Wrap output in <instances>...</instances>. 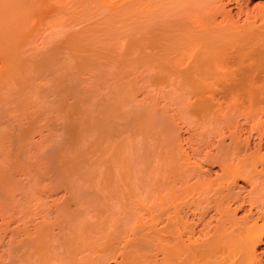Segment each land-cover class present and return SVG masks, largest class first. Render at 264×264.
Returning a JSON list of instances; mask_svg holds the SVG:
<instances>
[{
	"label": "bare ground",
	"instance_id": "bare-ground-1",
	"mask_svg": "<svg viewBox=\"0 0 264 264\" xmlns=\"http://www.w3.org/2000/svg\"><path fill=\"white\" fill-rule=\"evenodd\" d=\"M231 1L232 0H0V136H3L2 133L6 134L5 136L0 137V146L2 147L1 149L4 150L3 151L0 149V158L1 156L3 157V155H5L3 157V159H5L4 162L7 161L10 165L15 164L14 161H17L16 163L17 166H19L18 163L23 162L21 160H20L21 162L18 161V159H20L18 155L20 157L22 156V154L26 155V153L29 150V147L31 146L29 144L32 142V138L29 135V133L30 131L31 133L34 132L32 130L33 127H30L31 124L30 121L31 120L33 121L36 115L34 116L32 115V112L30 113V110H32L30 109V107L32 108L33 106L35 109L38 110V111L36 110L37 114H40L39 113L40 109H38L40 106L36 107V105L37 104L38 105L42 104V106L43 104L45 105V101H46L45 95L47 93H50L49 90H50V85L52 83L55 84V85L53 84L55 88L52 85L55 90L53 89L54 91H51L52 93L51 96L55 94L57 97H55L54 95L55 98H52L51 101L53 102L54 99L58 98V100L56 99L55 101V103L56 102L58 103H56L57 104L56 108L52 103L51 107H54L55 109L51 108L52 111L53 110L54 111L53 112L51 110L50 111L54 113L55 115L54 117H57V120L54 121L56 122L61 120L62 119L61 117H63L64 120V116H63L64 114H62V112L64 110L67 111L66 110L67 108L65 107H68L66 101H65L66 102L65 105L60 104L59 101V98L62 96L61 93L65 91V88L63 87L65 84L67 85V82L65 83V81L71 83V80L73 79L71 77H74L75 80L73 79L72 81L74 82L75 85V81L78 82L79 79L80 80L78 83L81 82L82 84H85L83 78L91 79L95 84V85L93 84L92 89L94 88L93 91L96 92L95 95L93 96L95 102L93 107L91 105L92 107L91 111L89 112L90 106H88L90 105L89 104L91 101L90 99H89L90 101L89 100L87 101L89 102L87 104L89 109H87L86 102L81 104L78 101L81 104V107L76 106L74 102H73L74 106L73 105L71 106L73 107L72 109L73 113L75 111L77 113L78 107L82 108L84 104L85 107L83 106L82 109L84 110L86 109V112L87 113L89 112L91 116L90 117L84 110L83 112L86 114V115L84 114L85 116L82 115L81 113L79 114V112L77 113L81 116V118L79 119H81L82 121L83 119L85 121L86 118L87 119L86 122H87L89 118V121L87 122L89 124L86 123L85 124L88 125V127L90 126L89 128H91L94 134L93 137L94 139L89 138V140H87V137H89L90 135H88L89 133L87 134V131H84V128L86 126L83 124H82L83 126L80 125V122L82 123V121L79 120L80 122L78 124L80 125L81 129H83L84 134H80L82 131L80 130V127L78 125L79 128H77V131L79 132L81 131L80 133L78 132V136L79 134L81 136L83 135V137L88 135L85 140H84L85 137L84 138L82 137L83 139H81L80 141L81 145L79 146H82V144L84 143L83 147L86 148L87 142L89 144L91 139V146L90 144L87 145L89 149L90 147L92 148L94 147L95 148L94 152L93 149H90L92 151H88V152H86V150L83 151H85L87 154L91 152L90 156L96 153L97 157L96 155L95 157L97 159L91 157V161L93 162L91 163L90 161L89 163V161L86 159L90 160V158L89 157L87 158V155L85 156V154L82 153L83 152L82 150H81L82 154L77 153L78 151L77 149L76 152L71 150L73 153L69 152L70 153L69 155L72 154L73 156H69V158L71 157L70 159L74 160L73 159L74 156L75 159L77 156V158L79 157L78 161L77 160H76L77 162L74 161L75 163L74 162L72 163L71 161L70 162V164L72 163L71 166H69L70 164H67L68 167L66 166L67 168H65L64 167L65 164H64L63 167L65 168V170L70 168L68 169L67 172L69 174L70 173L76 174L75 175L76 178H74V174L73 176L71 175L69 176L67 172L65 173L66 175L65 174L63 175L64 177L68 176L66 177V179L70 178L69 180H65V181L70 182L73 177L75 179L74 182H76L77 181L76 179H78L77 174L80 173L79 170H81V168L85 166V164L83 166L82 163L87 164L88 161L89 164H93V165L96 164L95 167L97 168H94V170H92L93 172L90 171L92 172L91 173L92 175H90V177L92 176L94 180L93 178H90V180L88 181V182L93 181L90 183L94 185L93 187L95 188V190H93L94 188L91 186V184H90V188H92L93 192H97L96 188L98 187L97 188L99 192V193L97 192L98 195L102 194L103 192L104 194H102L101 196L106 198L108 201L109 199L113 201L114 206L112 205V207L117 206L116 207L117 209L108 208L109 207L108 205L110 203L106 199H104V201L106 200L104 203L106 202L109 203L107 204V207H105L104 204L97 206V204H100V201H103V199L102 198L99 199L96 193L95 194L96 198L99 199L100 201L96 199L97 201H99L96 204L95 203L96 200H94L95 202L92 201L93 199L90 201L87 200L88 203L87 201L86 203L88 205L86 203L85 204L88 206V208L87 206H85L84 207L85 210H84L82 208L84 206L83 205L84 198L82 199V202H80L79 199H81V195H77L79 189H77L76 191L74 190L73 192L74 194L71 195L69 194L70 197L68 196V198H70V200L73 199L72 201L74 202L72 203L75 204L76 208L78 206L81 207L80 209H77L78 213L79 211L81 212L83 210L85 214L82 212V215L84 214L85 215L84 219L88 218V220L87 219L84 220L83 219L84 216H83L82 220L86 221L83 222L81 220V217L72 218V214H70L71 215L70 216L69 213L68 214L65 213L67 217L69 216L67 222H65L66 216L65 215H64L65 217L63 216L65 220L63 219V217H61V215H63L64 213V212L62 213V211H64L62 209L61 215L60 214L58 215V213L56 212L58 218H55V221L51 220L54 221L53 223L56 226L54 224L53 226H51L50 224L49 225L46 224L47 227L51 226L50 228L49 227L47 228V231L51 229V231L49 230L50 231L48 235L49 237L47 235L46 236L43 235L45 223L42 224L38 222L39 225L36 224L38 227L40 226L38 228L36 225H34L35 223L34 222L33 225L35 227L33 226L32 227L34 228V230L38 228L36 232L35 231L31 232L30 230H28L27 226L25 225H27L29 220L32 221V218L26 220L30 214V212L29 213L27 212L28 213L27 217L20 218L21 220L22 219L26 220V222L22 220L26 224L24 223L22 224L24 227H22L21 230L24 229V232L23 234L21 232V234L23 235L22 237L24 239H25V235L28 234L26 235L27 236L26 239L28 237L32 238L33 240L31 241L34 243V245L32 244L31 241L29 242H31L32 245L29 244V242L26 239L25 242H28V244H24L22 242L24 241V239L22 238V241H19V244H17L16 246H19L20 248L22 247V249L28 247L27 248L28 252L26 251V253L30 254L29 251H31V254H33L32 256L36 254L32 258L34 259V261L35 258H37L36 260H38L42 256L43 243L42 245L40 243L42 240L47 242L50 239L48 241L49 242L48 244L49 245L52 244V246L56 245V242H58L59 240L61 241L62 237L59 240H57L59 237L58 238L56 237L55 239V235L57 234L53 233L52 227L55 226V228L58 229L57 226L58 223H60L61 225H59L58 232L62 231L61 234H63L64 230H60L61 229L60 227H62V223L64 222L66 224L67 223L72 224L71 221L73 220L74 222V219H76L77 221L76 220L75 221L79 223L76 222L73 223L72 224L74 225L73 227L70 224H68L67 227V225L63 223V227H66L69 230L67 231L66 229V232L67 233L69 232L71 234L68 235L67 233H65V235L67 234L66 235L67 237L62 239V243H64L67 247L65 248L66 250L64 251H67L69 249H74L76 251V254L78 255L74 253H69L71 256L73 254L75 256H79V254H81L83 251H86L89 252L90 256L83 259L81 258V256H79V260H78L77 257L73 258L74 257L73 255L72 256L73 260L72 259L69 260L68 263L66 261V258L70 259L69 255L67 254L63 255L64 251L63 252L61 251L62 253L59 251V253L58 252L56 253L58 254V256L60 254V256L62 255L63 257H66L61 259L59 258L61 261L63 259V261L60 264H63L64 262L65 264L66 262L68 264H99V261H102V259L104 260L102 263H104L106 260L104 259L106 258L105 256L111 253V257H112L113 256L112 253L115 250L114 245L116 243L119 244L122 240L124 241V243L122 244L120 243L121 244L120 246H122L123 248V246L125 245V247L124 249H119V251L121 250L122 256L124 252L125 258L124 256L123 258L125 259V261H127V264H264V256H263L264 255V248H263L264 247V141H263L264 138L262 137V135H264L263 134L264 120H260V117L264 112V10L262 11L261 9H259L258 12L252 15L250 14V15H246L245 18L239 17L236 19L232 15L231 10L226 9V4L231 3ZM67 70L68 71L71 70V71L68 72ZM67 76L71 78V80L63 79V77H67ZM51 79L54 82L48 83V80L50 82ZM62 79L64 80L65 84L61 83L63 82ZM145 80H149V81L151 80L152 82L154 81V83L157 84L161 82L169 85L170 83V85L171 84L173 85V89H176L175 90L176 92L180 91L195 99L194 101H190L186 105V110L188 108V114H191L192 116H195L197 118L196 121L198 122L196 124L202 123V125L203 124L207 125L206 127L207 130H205L206 129L205 128L204 130L200 131L199 134L197 133H195L196 135L192 134L193 136L189 140H187V142L189 141L188 143H190V145L189 144L187 145L186 143L185 144L189 147L191 146L193 155L194 156L198 155V158H201L200 160H202V162L205 161V159L206 160L208 159L212 164V162L215 161H211V160H217L215 163L218 162L217 165L219 164L221 173L220 176L218 177L216 176L217 177L216 179L214 178L215 180L210 178L209 179L204 178L205 175L201 174L202 173L201 171L203 169L201 168L202 166H200L199 163H197L196 161L195 163L191 161L190 160L191 156H189V152H187L188 153L187 154L186 151H184L186 150L183 148L184 146L182 147L183 144L180 145L181 142L179 140L180 138L179 135L175 136V134L179 132L180 128L179 130H177L178 132H176V129L175 131L172 130L174 129L173 121H176L173 120L175 116L172 119L173 121L171 119L169 120V118L170 117L172 118V116H169L168 119H166L169 121V123H171L170 121H172V125L168 124V121L164 119L161 120L160 124H158L157 119H154L155 117L153 118L151 117V119L146 120V118H144V116L140 113L141 110L137 106H136V108L138 109L137 112L136 109H133L134 111L128 110V112H125L127 111V109L124 110L125 104L127 103L129 105V104H133L132 102L135 103V101L131 99L132 98L131 95L135 96L136 94L130 89L132 87L129 86L128 88L127 85L129 84L128 82H134L135 84V82L137 83V81H145ZM124 81L125 84L122 83ZM46 84L49 86L48 89L45 88ZM74 85L72 86L75 87ZM103 85L105 87V90L103 89L104 88ZM105 85L108 87L107 91H106L107 87ZM82 87H85V85L81 86V88H79L78 86L79 89H82ZM137 87H134V91L140 93V91L143 88L144 89L146 88V85L145 87H143V85L138 87L140 89L138 91H137ZM158 87L160 86L158 85ZM42 88H44L45 91ZM66 88L68 89L69 87ZM147 89H146L147 93L150 92L149 89L148 90ZM42 90L44 92L47 91V93L45 94ZM60 90L62 92H60ZM73 90L75 91V89ZM83 90L87 91L86 87ZM162 90L164 91L165 89ZM82 91H80L81 95L86 92V91L85 92ZM131 91L134 94H132ZM142 91L144 92V90ZM97 92L99 95H102L100 96L102 98L104 96L106 97L105 93L107 94L109 92L108 94L110 97L109 99L104 97L105 98V99L103 98L104 101L108 99L105 102L100 101L103 99L99 97ZM103 92H104V96H103ZM67 93L68 91L66 90L65 94L67 95V97L65 98L68 99V97H70L76 100L74 97L69 96V95H73L74 93L73 94L72 93L67 94ZM147 93L145 94L147 95ZM80 94H79L80 97H82L83 95H85V97L83 96V98L88 97V92H86V94H83L82 96ZM136 96L135 98L137 99ZM154 97H156V95H154ZM181 97H179V99ZM65 98L63 97L62 99ZM130 99L132 100L131 103L127 101ZM187 99H189V97H187ZM217 99L218 100L222 99L221 103L217 104L218 101ZM181 100L183 99L181 98ZM211 100H213L216 104H214L213 101L211 102ZM142 103L144 104L145 101H143ZM148 103L151 105V103L153 102L150 103L148 99ZM183 104L184 103H182L181 105L182 107L184 106ZM61 105L63 106L61 107ZM150 105H148L146 110L151 114L154 113L156 110L154 108V103L152 106ZM94 106L100 108L99 112L95 109ZM125 107L128 108V106ZM180 108L181 107H179V109ZM60 109H62L63 111L60 112ZM183 109L185 108L183 107ZM68 110L70 111L71 109H69L68 107ZM166 110L168 109H165V111ZM65 111L63 113H65ZM117 111L118 113H116ZM132 111L135 112L136 114L135 116L132 114ZM174 111H176V109ZM179 111H178V115L180 113ZM35 112L33 114H35ZM94 112L95 115H93ZM96 112L98 114H96ZM186 112L182 114H187ZM43 113H45V111ZM76 113H74V115H76ZM126 113H129L127 114L128 119H125L124 117ZM58 114H61L62 116L61 115L59 116ZM67 114L70 115L71 112L67 111ZM131 114L134 117L131 116ZM174 114H176V112ZM27 116H31V118L32 116L34 117L33 119L28 120L29 117ZM82 116L85 118H83ZM121 116H123L124 118H121ZM154 116H157V114ZM119 118L121 120H119ZM184 118L185 117H183V120L187 121V119ZM239 118H241V120L243 119L242 121H244L243 122L244 124L242 122H239ZM39 119L40 121L38 120V118L35 119L37 120L36 123H38L36 125L38 126L41 125L40 127H43L44 130V126H42V123L47 119L46 120L44 119L43 122L41 121V118ZM66 119H67L66 122L68 123L67 127L70 126L67 128V130L71 131V127H72L71 122H75L74 121L75 119L74 120L71 119L72 120V121L70 120L71 122L68 120V117ZM122 120H125L123 121L125 122V124H127L126 121L130 122L129 124H131L133 128H131V125L130 126L125 125L122 122ZM76 121H78V119ZM111 121H114L115 123L117 122L113 128L114 133H116L115 131H117L115 129L119 128V130L125 135L127 132L129 135L130 132L129 135L130 139L135 138L137 136H139V138L141 139L142 138L141 134L148 137V140L146 142H148L149 139L151 142L149 146L145 147L144 145V147L146 148L144 150L147 149L150 151L153 150L152 153L155 154L154 155L155 157L153 156V154L151 155L147 154L150 152L148 150L146 152L147 155L145 156L144 154L145 151H142L143 150L142 149L143 147L141 146L142 144L139 143L138 141L136 143L140 145H134L136 143H134L135 141L133 142V139L132 142H130L131 140L128 141L129 140L127 138L128 135H126V138H123L121 141L120 139L121 132L119 130H118L119 132H117L118 135L117 133L115 135H113L114 133L112 134L114 137L113 138L111 133L109 132V130L112 128V124L110 123ZM120 121H121L120 124L123 123V125H125L124 126L126 127L125 130L127 129L126 133L123 132L124 130L123 126L117 125ZM40 122L42 123L40 124ZM33 123L35 124V122ZM65 123H63V125ZM43 124L45 126L47 125L45 124V122ZM63 125L61 127H63ZM248 125H252L250 126L251 129H254L256 126L258 129V125L259 128L262 129L261 132L259 131L260 129L258 130L259 139H257L258 142L254 144L253 152H251L253 150L252 148L253 145L251 140L252 139L251 137L253 135L252 134L253 130L251 129L249 130ZM57 126H60L59 123ZM8 127L10 131L13 130L12 133H14V131L17 130L18 134L17 132H15L14 134H12L11 132L7 133L9 132L8 130L6 132V129H8ZM128 127L130 128L128 129ZM74 128L75 127L73 126L72 130H74ZM60 129L61 128H59V130ZM62 129H66V126L65 128ZM130 129H134L133 130L134 132L137 131L138 133L137 132L135 133L137 135H135L133 131H130ZM156 129L159 130L158 137H160L159 135L161 134L169 142L170 141L174 142V140L178 139L175 141L176 147L178 146V148H174V146L173 147L170 146L171 143L173 145L175 144L173 142H170L169 145L165 143V149L163 148L164 152H162L157 147V145L158 144L160 145L161 142L157 143L156 141L155 144V142H152L153 140H155L153 138V135H150ZM200 129H202V127H200ZM71 132L69 133L71 134ZM73 132L72 134L76 133V131L74 133ZM38 133H40L39 134L40 136L41 132L39 131ZM244 133L247 134V137L245 139L242 138ZM34 134H36V132H34L33 135ZM198 135L200 139L203 140L202 142L206 146H208L209 143L211 144L214 143L213 142L214 140L211 142L210 140L208 141L207 140L208 137L210 138L216 135H220L218 138L219 139L221 138V140L218 141L217 146H215L217 149L214 154L213 152L209 151L210 148H208L209 149L208 150L203 147L205 150H208L205 152L206 154L203 153L201 150H199V148L202 147H200V144H198L199 143V141H197ZM61 137L63 138V135ZM40 138H42V136L39 137V139ZM227 138L229 140V143L226 142ZM109 139L117 143L113 144V141L110 142ZM116 139L117 140L120 139L119 141L122 145L118 144L119 141H117ZM41 140H39V142ZM66 140H68V138ZM159 141L163 142V140L161 139ZM24 142L26 143L27 146L29 145L26 153H24L25 151H23L26 149L23 146ZM101 142L102 144H105L106 148L104 147L103 149V147H100L102 146V144H99ZM255 142L256 140L254 141V143ZM6 143L9 144L8 145L9 147L10 144H13V146L14 145L17 146L15 147V149L17 148V152H15L16 154H18V155L15 154L17 156V159H15L16 158L15 155H13V157L10 156L12 155V152H10L9 153L10 155H8L10 149H8ZM39 144L37 142L38 148H40ZM44 144L46 145V143ZM92 144L95 146H92ZM154 145L156 146V148H154L155 147ZM5 146L7 147L8 152L5 150L6 149ZM13 146H11V148H13ZM134 146H137L138 149H136L137 147ZM139 146H141L142 148ZM151 146L156 150H154ZM31 147H30V155L31 154L33 155V153H31L32 152L31 149L35 150L37 148H31ZM83 147H81V149ZM19 150L23 151V153L21 152L18 153ZM157 150L161 152L160 156L159 154H156L158 152ZM55 152H56V148H55ZM200 152L203 153V155ZM37 154L38 153L36 152V154L34 155L35 158L37 156L39 157V154L38 155ZM43 154L45 156V153ZM76 154H78L79 156ZM6 155L12 157L11 160L14 161L12 162H10L11 160L8 161L7 159L9 158L6 159V157H8ZM148 155L150 157L153 156L154 158L153 157L148 158L147 157ZM81 156L82 158L86 157V159H84L83 161ZM156 157L157 159L158 158L160 159L161 157V161L158 159L159 161L157 163ZM24 158L26 159L27 157ZM152 158L154 161H152ZM55 159H57V157ZM79 159L81 161H79ZM149 159H151L150 161L153 163L152 165L151 162L148 161ZM94 160L97 162H95ZM31 161H33V159ZM147 161L150 163H147ZM53 163L55 162L53 161ZM62 163H66V162H62ZM76 163L78 164V166H76L78 170L75 169L76 168L75 165H77ZM5 164L9 165L7 163ZM55 164L57 165V163ZM58 164H60L61 166V163L58 162ZM10 165L7 166L9 167L7 168L8 170L7 169L5 170L3 168L4 172L1 171V173L6 175H4L5 177H3V174L0 173V178H1L0 180L4 178L5 179L9 178L8 180H5L6 182L10 180L7 184H9L12 180L13 182H11V184L13 183L12 185H15L16 184L14 180L16 177L15 173H17V175L19 176L20 175L19 172L22 171L21 168L23 166H20V168L19 167L15 168V166L12 165L14 167L11 170V172L14 170V168L15 170L18 171L15 172L14 170L12 173L8 174L7 172L10 171V168L12 167V166L10 167ZM32 165L36 167L37 163L35 164L32 163ZM25 166L26 165H24V168ZM91 166L92 165H89L90 169H93L92 167L94 166L92 167ZM34 167L30 165V167L28 166L27 169H23V172L21 173L25 174L29 172L28 173V175L30 174L29 177H34L35 175V177L37 178L38 174L43 173L42 175H45L46 172L50 170V168L48 167L49 170L47 169L48 171L45 170L46 172H44L43 171L45 169L44 167V169L40 168L43 169L42 170L43 172H41L40 170L38 172L37 170L38 168L36 167L37 169L35 170ZM57 167L58 166H56V169L59 168ZM31 168L35 170L34 172L36 171L37 172L36 173L33 172L32 174ZM86 169L81 171L85 172ZM24 170H27V172H25ZM52 170L54 169L52 168ZM62 170L64 169L62 168ZM74 170H76L77 172L76 171L74 172ZM88 171L89 170H87V172ZM51 172L54 173V171ZM42 175L40 177H42ZM87 176L89 177V175ZM87 176L85 177L86 179ZM94 176L95 177L97 176L98 179L99 177H101L100 179H102V181H100V183L99 182L97 183L98 180ZM119 176L121 181L118 178ZM36 178L35 179L31 178L34 180H31V183L29 182L28 183L29 185L25 187V189L26 190L28 189V191L22 189L23 191L24 190L25 191L24 192L21 191L23 193V196H21L22 193L18 195V197H20L18 198L19 200L17 199L18 203H21L22 199L23 200L26 199L25 196L30 198L31 196H33V195L30 196V194L37 193V192L34 193V190L35 191L40 190L38 186H35L36 181L39 184V180L38 178L36 180ZM50 179H52V177ZM103 179L105 180L104 182ZM115 179H117V181ZM28 180L29 178L26 177V182ZM190 180L193 183H189ZM238 180H244V182L247 181V183L248 182L251 183L252 188L251 191H249L250 193L246 195H241L242 190L241 191L236 190V185L239 184V183L237 184ZM2 181L3 184L6 183L4 180ZM94 181L98 185L105 183L103 184L105 188L102 185L99 186L96 185ZM49 182H51V180ZM77 182H76L77 185L74 184L75 186L83 184V181H81V184H78L80 183V181L78 183ZM84 182H86V180ZM86 184L87 182L85 183V185ZM32 185H34V187L35 188L37 187L38 189L37 190L33 189L34 187ZM122 185L126 189L122 187ZM1 186L2 185H0V188L3 192L4 190H7V189H2L4 185L2 187ZM28 186L29 187L31 186L30 188L32 191L29 190V188H27ZM47 187H49L50 191H52L50 186H46V188ZM100 187H103L104 190L103 191L100 190L102 189ZM119 187L120 188L122 187L121 188L122 191H120ZM44 188L45 187H43L42 189ZM54 188L56 187L54 186ZM86 188L88 189L89 187ZM11 189H13V191ZM11 189L4 192V194H6V197L3 195V193L0 196H2V198L4 197L5 199H7V197L9 198L13 192L15 195L16 191H18L16 187H13ZM47 189L45 190L47 191ZM105 189L107 193L104 192ZM19 190H21L20 187ZM8 191L11 192L8 193ZM30 191L31 193H28ZM72 191L73 190H69V193H72ZM39 193L41 195V192H38V194ZM105 193L109 194V196L105 195ZM75 194L77 196H74ZM78 194H80V192ZM14 195L12 194V196ZM12 196L10 199L14 200L15 197H13L14 198L13 199ZM4 198L2 199V201L5 200ZM70 200L69 199L67 200L69 207L71 206V203H69L71 202ZM77 201L80 204L82 203V205H78V204L76 205V203H78ZM4 202L6 203L0 204L2 208H3L2 205H4L3 208L4 211L3 210L2 211L11 212L13 210L12 208H11L12 210L10 209V211H6V210L12 207V203L9 204L8 208L5 210L8 204L6 200ZM89 203L90 204L92 203L91 206L94 205L95 209L94 207L89 206ZM32 204L28 206L31 207ZM68 204H63V206L65 207L64 209L71 211L70 209H67ZM28 206H26L24 209L21 206L19 209L28 211L27 208ZM63 206H59L58 209H61L60 207L63 208ZM246 206L249 207L247 210L245 209ZM30 207L29 209H32ZM56 207L54 208L56 209ZM89 207L91 209H94V211L96 210V207H98V209L100 207L99 209L100 212L97 211V213L99 212V214L102 215L104 214V216H106L105 214H107L106 219L105 217L102 220L96 218V220L99 221L95 222V225H93L94 221L93 224H90V222L92 223L90 219L93 218L94 216L90 217L91 213L89 214V212L92 211L93 213V210H91ZM108 209H110L111 211ZM22 210L20 212L25 216L26 213L25 211L23 213ZM86 210L87 212L89 210L88 212L89 216H87L88 214ZM34 211L31 212L34 214ZM45 211L46 210H44V212ZM112 211H114L115 215H111ZM211 211L214 212L212 215L210 214ZM240 211H245V212L244 214H242V216L238 217L240 215L239 213ZM12 212L13 213L15 212L16 214L18 213L17 210H13ZM12 212L9 214L14 216L15 213L13 214ZM79 214H80L79 216H82L81 213ZM120 214H122L123 216ZM116 215L117 217H115ZM13 216L10 217V215H8L7 217H9V220L13 218V220L11 221H14L15 217ZM113 216L115 218H112ZM1 218H3V216H1ZM40 221H42V219ZM44 221L45 220H43L42 222ZM56 221L59 222L57 223ZM76 224H78V227L80 229L77 226L75 227ZM81 225L88 226L89 228L87 229L84 226L81 227ZM70 226L73 228V230L70 228ZM96 229L99 230L97 231ZM5 230H7L8 232V229ZM38 231L40 234L42 233L43 236L42 235L40 236ZM96 232L100 234H96ZM30 233L31 236L29 235ZM34 235L39 238V240H36L37 244L34 240L35 239ZM73 235L76 240L73 239ZM42 237L45 238L47 237V238L42 239ZM30 238H28V240H30ZM102 240H104L105 242L103 243L102 249L99 250L97 244L99 243L101 245L100 242H102ZM67 241H69L68 245L66 243ZM73 241H76V243H74ZM21 243H23V245L26 246H22ZM35 245H37V248ZM16 246L15 248H17ZM69 246L71 248H69ZM38 247L39 248L41 247L42 249V250L40 249L41 255H39L40 250ZM115 247H117V245H115ZM15 248L12 247L10 249H13V252L15 253L19 252L18 249L14 250ZM47 248L48 247H46V250ZM79 248L82 251L76 250ZM22 249L19 250H21L22 252ZM59 249H62V247L57 248V250ZM33 250H35L38 254ZM55 250L56 249H54V252ZM52 252H46L45 254L48 253V256L46 257L47 258L50 257L51 254L49 255V253ZM56 254L54 256H56ZM82 254L85 255L84 253ZM159 255H161V257H159ZM27 256H26L27 263L26 262L24 263L42 264V258L38 260L39 263L37 261H35V263H31L30 261H33L31 259L32 256H28V257ZM108 257L110 258V255L107 256V258ZM157 257L159 258V260H157ZM17 259L20 262V264L21 263L24 264L22 262L23 261L22 259H25V256L24 257L18 256L16 258V261ZM28 259L30 261H28ZM50 259H52V256L49 258V260ZM55 259L56 261H58L57 263L60 262L59 259L57 260V256L55 257ZM74 259L75 262L77 263L74 262ZM18 261L15 262V264H18L19 263ZM120 261L119 264H121ZM48 263L49 262L47 261V264Z\"/></svg>",
	"mask_w": 264,
	"mask_h": 264
},
{
	"label": "rangeland",
	"instance_id": "rangeland-1",
	"mask_svg": "<svg viewBox=\"0 0 264 264\" xmlns=\"http://www.w3.org/2000/svg\"><path fill=\"white\" fill-rule=\"evenodd\" d=\"M238 1H239V2H238ZM246 5H247V6H246ZM262 5H264V0H232L231 3L226 4V9H227V10L230 9L232 15L234 16V18L237 19V18H239V17L245 18L246 15H250V14L252 15V14L258 12L259 9H261V10L263 11V10H264V6H262ZM255 7H256V8H255ZM247 8H248V9H247ZM238 10H239V11H238ZM241 10H242V11H241ZM243 10H244V11H243ZM241 12H242V13H241ZM244 12H246V13H244ZM237 13H238V14H237ZM244 14H245V15H244ZM67 71H68V70H67ZM69 71H71V70H69ZM69 71H68V72H69ZM67 77H68V76H67ZM67 77H63V79H64V80H65V79H66V80H67V79H68V80H71V78L74 79V77H71V78H69V77L67 78ZM75 78H76V77H75ZM81 78H82V77H81ZM63 79H62V80H63ZM73 79H72V80H73ZM83 79H84L85 84H82L81 82L78 83L80 79L78 80V82L75 81V85H74V82H73L72 80H71V83H70V82L68 83V81H65V83L67 82V85L64 83V80H63V82H61L62 80L60 81L61 83H64V84H65L64 87L61 85L63 88H65V91L62 92V91L60 90V92H62V93H61L62 96H61V95H60V96H61L62 98H63V97H64V98L67 97V95L65 94V92H66V90H67L69 94H71V93L73 94V93H74L73 95H69V96L74 97V98L76 99V100H74L73 98H70V97H68V99H67V98L62 99L61 97L59 98L60 104H64V105H65V103L67 102L68 105H67V104H66V105L69 107V109H71V110L69 111V110H68V107H65V106H64L65 108H67L66 110H67L68 112H71L70 115H68L69 113L67 114V111L64 110V107H63V110L65 111L66 114L63 113L64 111H63L62 109H60V112L63 111L62 114H64L63 116H64V120H65V121L63 120V117H61L62 119H61V118H60V119H61L62 121L58 119L59 121L54 122L55 120H57V117H54L55 115H54V113H52L54 110L52 111L51 108H54V107L56 108V107H57V104H56V103H58V102L55 103L56 99L58 100V98L54 99L53 102L51 101L52 98L57 97V96L54 94V92H53V94L55 95V97H54V95L51 96V94H52L51 91H54V90H55V89H54V88H55V86H54L55 84H54V83H52L51 85L49 84V85H50V90H49L50 93H47V91L44 92L45 89L42 88V89H44V91H43V90H42V91H43L45 94L47 93L48 96H49L50 98L47 96V94H46V95L44 94V95L46 96V98H45V100H46V101H45V105H44V104H43V106H42V104H41V105H40V104H39V105H38V104L36 105V107L40 106V107L38 108V109H40V110H39V111H40V112H39L40 114H37V111H38V110L35 109L33 106H32V108L30 107V109H32V110L29 109V110H30V113L32 112V115H34V116L36 115V116H35V117L32 116V118H31V116H27V117H29L28 120H29V119H33V117H34L33 121H32V120H31L32 122L30 121V123H31V124H30V127H33V129H32V128H31V129H32L34 132H36V134L33 135L34 132L31 133V131H30L29 135H30L31 138H32V142H31L32 144L30 143L29 145L33 146V145L35 144L33 147H31V146H30V147H31V148H37V149H38L39 151H41V152H39L37 149H35V150L33 149V150H34V152H33V150L31 149V151H32L31 153H33V155H32V154L30 155V147H29V150H28V152L26 153L27 148H28L29 145L27 146L26 143L24 142L23 146H24L26 149L23 150V151H25L24 153H26L27 156H26L25 154H22V156L20 157L18 154L15 153V152H17V148L15 149V147H17V146H16V145L13 146V144H10V147H9V146H8L9 144L6 143V145L8 146V149H10V151L8 152L7 147L5 146L6 149L4 148V149L8 152V155H10L9 153L12 152V155H10V156L13 157V155L16 154V155H18V157L20 158V159H18V161H19V162L23 161V162H21L22 164H21V163H18L19 166H17V164H16L17 161L11 160L12 157H9L8 155H6V156H8V157H6V159L9 158V159H7L8 161H10V160H11L10 162L14 161V163L16 164V166H15V164H11V165H10L7 161L4 162L5 159H3V157H4L5 155H3V157L1 156V158H2L3 160L0 158V168L2 167L1 170H0V173H1V171L4 172L3 168H4L5 170H6L7 168H9V167H7V166H9V165H10V167H11L12 165H14L15 168H16V167H17V168H18V167L20 168V166H23V167L21 168L22 171L19 170V171L23 172V169H27L28 166L30 167V165L34 167V165H32V163H33V164L37 163V166H36V167H37L38 169H37L36 167H34V168H35V170L37 169L38 172H39V170H40L41 172H43V171L46 172L45 170H47L48 167L50 168V170L48 169L50 172L47 170L48 172H46V174H47L48 176H47L45 173H44V174H45L46 176H45V175H42L43 173H42V174H41V173L38 174L37 178H38V180H39V184H40V185L37 183V181H36L37 178L35 177V175H34V177H29V175H30V174L28 175L29 172H28V173H25V172H27V170H24V171H25L24 173H25L26 175H25V174H22L21 172H19L20 175L18 176L17 173H15V172H17L18 170H15V168H14V170H15L14 173H15V176H16V177H15L14 180H15L16 184H15V182H14V184H15L16 186H15V185H12L13 183L11 184V182H13L12 180H11V182H10L9 184H7L10 180L7 181V182H6L5 180H8L9 178H8V179H5V178L2 179V180H4V181L6 182L5 184H3V183H2L3 181L0 180V185H2V186L4 185L3 187L1 186L2 189L10 190L11 188L16 187L17 190H18V191L15 190V191H16L15 195H14V192L12 193L14 196H12V194L10 193L11 196H12V198L15 197V199L13 198L14 200H11V199H10V198H11L10 194H9L10 197H9V198L7 197V199H5V198L3 197V198L7 201V204H8V205L6 206V208H5V210L8 208L9 204L12 203V207H10L9 209H7L6 211H10V209L12 208L13 210H17V211H18L17 214H16L15 212H14V213H15V214H14V213L12 212V211H13L12 209H11V210H12L11 212L14 214V216L11 215V214H9V213H11V212H3V211H4V209H3V208H4V205H2L3 208H2L1 205H0V207L2 208V209L0 208V210H1V211H0V229H1V230H0V264H15V262L18 261V259H17V261H16V258H17L18 256H20V257H24V256H25V259H22V260H23L22 262H23V263H24V262L27 263V261H26V260H27L26 256H27L28 253H26V251H27V248H28V247H26L25 249H24V248L22 249V247L20 248L19 246H16L17 244H19V241H22V238H23V237H22V236H23L22 234H23V232H24V229H23V230H21V229H22V227H24L22 224H23V223L26 224V223H25L26 220H29V219L32 218V221L29 220V222H31V223H29V222L27 221L28 223H27V225H25V226H27L28 230H30L31 232H32V231H35V232H36V230L40 227V226H39V227L37 226V225H39V223H42V224L45 223V225H44V230H43V231H44L43 235H44V236H46V235L48 236V235H49V232L51 231V229H49L50 231H49V230L47 231V228H48L49 226L47 227L46 224H48V225L50 224L51 226H53V224H54L53 222L55 221V218H58V215H59V214L61 215V211H62V209L64 210V211H62V213H63V212H64V213H63V215H61V217H63V216L65 215V213H66V214L69 213V215L72 214V218H73V217H74V218H75V217H76V218H80V217H81V220H82V217H83V216H84L83 219L85 218V215H84L85 213L83 212L82 209H81L82 211H81V212L79 211V213H81V215H82V212H83L84 214H83L82 216H79L80 214L78 213V210H77V209H80L81 207L78 206V207L76 208L75 204L72 203V202H74V201H72L73 199L70 200V198H68L69 194H70V195H71V194H74V193H73L74 190L76 191L77 189H79L80 194H78L79 192L77 191V192H78L77 195H81V199H79L80 202H82V199L84 198V199H83V200H84V203H83L84 206L82 207L83 209H84L85 206L88 205V204H87V203H88L87 200L90 201V200L93 199L92 201H94V200L97 199V198H96V195H98V193H99V192H98V189H97L98 187L96 188V191H97L98 193H97V192H93V191H92V188H90V184H91L90 182H93V181L88 182V181L90 180V178H93L92 176L90 177V175H92L91 173L93 172L92 170H94V168H97V167H95L96 164L93 165V164H89V163H90V161H91V157H94L95 159H97V158H96L97 155H96V153H95V154H93V155L90 156L91 152H89L88 154L86 153V152H88V151H92V150H90V149H93V152H94V149H95V148H94V147H93V148L90 147V149H89V147H88L89 144H90V146H91V139H90L89 144H88V142H87L88 145L86 144V148L83 147V145H84L83 142H82V143H83L82 146H79V145H81V143H80L81 139H83L84 137H85L84 140L86 139V137H87L88 135H90V136L87 137V140H89V138H93V137H94L93 131L91 130V128H89L90 126L88 127V125H86V124H89V123H87V122L89 121V118L87 117V118H88V121H87V122H86L87 119H86L85 117H83V116H82V117L85 118V121H84V119H83V121H82L81 119H79V118H81V116L79 115L80 113H81L82 115L85 114V113L83 112L84 109H82L83 106H84V104H83L82 108H80V107H81V104L84 103V102H86V106H87V104L89 103V102H87V101L90 99V100L92 101V103H93V104H92L91 101L89 100V101H90V103H89L90 105H88V106H90V110H89V112H90L91 109H92V107H93V105H94V102H95L93 96H94L95 93H96V92L93 91L94 88L92 89L93 84H94L93 80H91V79H87V78H83ZM74 80H75V79H74ZM76 80H77V79H76ZM81 81H82V80H81ZM150 81H151V80H150ZM150 81H149V80H145V81H137V83L135 82V84H134V82H128V81H127V82L129 83V84L126 83V84L128 85V88H129V86L132 87V88H130V89H131L134 93H136L135 96L137 95V96H136L137 99L135 98L134 95H133L134 98H133V96L131 95V97H132L131 99H133V101H135V103L132 102L131 99H130V100H127V101H129L130 103L132 102L133 104H129V105H128V104L126 103L125 106H128V108H126L125 106H124L125 109H124L123 107H122V108H123L124 110L127 109V111H125V112H128V110L131 111V110H133V109H136V112H137V110H138V109L136 108V106H137V107L141 110V111L139 110L140 113L144 116V118H146V120L151 119V117H152V118L155 117L154 119H157L158 124H160L161 120H163V119H164V120L168 119L169 116H172V118L170 117L169 120H170V119L172 120L173 117L175 116L173 120H176V121H173V120H172V121H173V124H174V125H173V126H174V129H172V130L175 131V129H176V132H178L177 130H179V128H180V130H181V131L179 130V132H178L177 134H175V136H176V135H179V137H180L179 140H180L181 143H180V142H178V143H180V145L183 144L182 147L184 146L183 148L186 149V150H184V149H183V150L186 151V153L189 152V156H191V157H190V160H191V161H193L194 163H195V161H196L197 163H199L200 166H202L201 168H203V169H202V171H201V169H200V171L202 172V173H201L202 175H205V177H204V176H201V177H204V178H207V179H209V178H210V179H214V178L216 179L218 176H220V173H221L220 168H219V164L217 165L218 162L215 163L217 160H211V161H215V162H212L213 165L211 164V162H210L208 159H207V160L205 159V161L202 162V160H200L201 158H198V155H195L197 158L193 155L192 150H191V146H190V147L187 146L188 144L190 145V143H188L189 141L187 142V140H189V139H190L195 133L199 134L200 131L204 130V129L207 127V125H205V124H203V125H204V126H203L202 123H201V124H196V123L198 122V121H196L197 118H196L195 116H192L191 114H188V108H187V110H186V105H187L190 101H194L195 99L192 98L191 96H188V95H186V94L180 92V91H177V92H176V91H175L176 89H173V85H172V84L170 85V83H169V85H168V84L161 83V82L157 84V83H154V81H153V82H152V81L150 82ZM51 82H54V81H52V79H51L50 82H49V80H48V83H51ZM84 82H83V83H84ZM142 82H143V83H142ZM155 82H156V81H155ZM48 83H47V84H48ZM77 83H78L79 85H78ZM122 83L125 84V81L122 82ZM122 83H121V84H122ZM152 83H153V84H152ZM47 84H46V87H45V88L48 89L49 86H48ZM53 84H54V85H53ZM70 84H71V85H70ZM160 84H161L162 86H161ZM218 84H219V83H218ZM44 85H45V83H44ZM52 85L54 86V88H53ZM72 85H74L75 87H73ZM77 85L79 86V88H81V86L85 85L87 91H86V90H83L85 87H82V89H79ZM94 85H95V84H94ZM107 85H109V84H107ZM111 85H112V83H111ZM142 85H143V87H145V85H146V88H145V89H144V88L142 89V90H144V92H143L142 90L140 91V93H139V92L137 93L136 91H134V87H137V86L140 87V86H142ZM155 85H156V86H155ZM158 85H159L160 87H158ZM165 85H166V87H165ZM47 86H48V87H47ZM101 86H102V85H101ZM105 86H106V85H105ZM147 86H148V89H149V91L151 92V94H150V92L147 93V91H146ZM215 86H216V85H215ZM62 87H61V88H62ZM66 87H69V88L67 89ZM103 87H104V85H103ZM106 87H107V86H106ZM138 87H137V91L140 90ZM155 87H156V88H155ZM168 87H169L170 89H169ZM217 87H218V85H217ZM61 88H60V89H61ZM110 88H111V87H110ZM160 88H161V89H160ZM47 89H46V90H47ZM51 89H52V90H51ZM53 89H54V90H53ZM70 89H72V90H70ZM73 89H75V91H74ZM103 89L105 90V87H104ZM107 89H108V87L106 88V91H107ZM148 89H147V90H148ZM155 89H156V91H155ZM162 89H165V90L163 91ZM77 90H78V91H77ZM79 90H80V91L83 90L82 92H85V91L88 92V97H90V98H88V97L83 98V96L85 97V95H83V94H86V92L83 93V94H82L83 96H82V95L80 94V91H79ZM109 90H110V89H109ZM135 90H136V88H135ZM161 90H162V91H161ZM166 90H167L168 95H167V93H166ZM168 90H169V91H168ZM170 90H172V91H170ZM49 91H48V92H49ZM73 91H74V92H73ZM132 91H131V93H132ZM157 91H158V93H157ZM93 92H94V94H93ZM99 92H100V91H99ZM154 92H155V93H154ZM164 92H165V93H164ZM172 92H173V93H172ZM174 92H175V93H174ZM55 93H56V92H55ZM68 93H67V94H68ZM76 93H77V94L79 93L82 97H80L79 94H78V96H79V97H78ZM108 93H109V92H108ZM108 93H107V94H108ZM131 93H130V94H131ZM134 93H132V94H134ZM145 93H147V95H146ZM159 93H160V95H159ZM179 93H180V94L182 93V94L180 95ZM49 94H50V95H49ZM56 94H57V93H56ZM97 94H98V92H97ZM107 94L105 93V95H106V97H105V96H104V92H103V96H104L105 98H108V99H109L110 96H109V94H108V96H107ZM143 94H144V95H143ZM153 94L156 95V97H154ZM174 94H175V95H174ZM98 95H99V94H98ZM166 95H167V96H166ZM76 96H77V98H76ZM100 96H102V95H99V97H100ZM159 96L161 97V99H160ZM181 96H182V97H181ZM99 97H98V98H99ZM104 97H103V98H104ZM128 97H129V96H128ZM163 97H164V98H163ZM172 97H173V98H172ZM177 97H178V98H177ZM179 97H181L183 100H181V98L179 99ZM184 97H185L186 100L184 99ZM187 97H189V99H187ZM80 98H81V99H80ZM100 98H102V97H100ZM103 98H102V99H103ZM105 98H104V99H105ZM142 98H143V99H142ZM146 98H147V99H146ZM47 99H48L49 101H48ZM60 99L63 100V101H61ZM71 99L74 100V101H72ZM78 99H80V100H78ZM104 99H103V100H100V101L105 102L106 100H108V99H106V100L104 101ZM127 99H128V98H127ZM135 99L137 100V103H136V100H135ZM148 99H149V102H150V103H151V102L154 103V108H155V110H156L154 113H151V114H150V112H148V111L146 110L147 107H148V105H150V104L148 103ZM159 99H160V100H159ZM215 99H216V98H215ZM67 100H69V101L71 100V101L69 102V101H67ZM85 100H86V101H85ZM138 100H139V101H138ZM141 100H142V101H141ZM146 100H147V101H146ZM164 100H165V103L167 104V106H166V104L164 103ZM209 100H210V98H209ZM213 100H214V99H213ZM213 100H211V102H212ZM217 100H218V99H217ZM65 101H66V102H65ZM75 101H76V102H75ZM78 101H79L81 104H80ZM143 101H145L144 104L142 103ZM158 101H159V103H158ZM218 101H220V102H218ZM218 101H217V104L221 103L222 99H221V100H218ZM50 102H51V103H50ZM68 102H69V103H68ZM73 102L75 103L76 106H80V107H78V111H77V113L79 112V114L76 113V111H75L76 109H75V110H74V111H75L74 113H76V115H74L73 110H72L73 107L71 106V105L74 106V103H73ZM146 102H147V103H146ZM181 102L184 103V104H183V105H184L183 107H184L185 109H183V107L181 106V105H182ZM213 102H214V101H213ZM46 103H48V104H46ZM52 103L54 104V107H51V106H52ZM70 103H71V104H70ZM101 103H102V102H101ZM139 103H140V104H139ZM153 103H151L150 106H152ZM174 103H175V104H174ZM177 103H179V104L181 103V104L179 105V104H177ZM223 103H224V102H223ZM55 104H56V106H55ZM77 104H80V105H77ZM145 104H146V105H145ZM147 104H148V105H147ZM214 104H216V103L214 102ZM91 105H92V107H91ZM142 105H143V106H142ZM163 105H164V106H163ZM62 106H63V105H61V107H62ZM76 106H75V107H76ZM88 106H87V109H89ZM130 106H131V108H130ZM133 106H134L135 108H134ZM155 106H156V107H155ZM174 106H175V108H174ZM48 107H49V108H48ZM84 107H85V106H84ZM94 107H95V106H94ZM132 107H133V108H132ZM157 107H159V108H157ZM165 107H166V108H165ZM179 107H181V108L179 109ZM55 108H54V109H55ZM33 109H35V110H33ZM41 109H42L43 112L45 111V113H46V112H47V113H46V114L43 113V112L41 111ZM45 109H46V110H45ZM93 109H94V108H93ZM95 109H96L98 112H99V110H100L99 107H95ZM123 109H122V110H123ZM160 109H161V110H160ZM162 109L164 110L165 113L163 112ZM165 109H168V110L165 111ZM175 109H176V111H174ZM29 110H28V111H29ZM36 110H37V111H36ZM50 110H51L52 112H51ZM158 110H159V111H158ZM179 110H181L182 112L179 111ZM183 110H184V111H183ZM35 111H36V112H35ZM48 111H50L51 113L48 112ZM84 111L86 112V109H85ZM120 111H121V110H120ZM133 111H134V110H133ZM133 111H132V114L135 116L136 114H135V112H133ZM178 111H179L181 114L179 113V115H178ZM186 111H187V112H186ZM34 112H35V114H33ZM55 112H56V111H55ZM89 112H88V113L86 112V113L90 116ZM125 112H124V113H125ZM166 112H167V114H166ZM175 112H176V114H174ZM185 112H186L187 114H182V113H185ZM56 113H57V112H56ZM92 113H93V112H92ZM116 113H118V111H117ZM171 113H172V114H171ZM189 113H190V112H189ZM41 114H42V115H41ZM44 114H45V115H44ZM52 114H53V115H52ZM96 114H98V113L96 112ZM127 114H129V113H126L125 116H124V114H123V116L125 117V119H128V118H127V117H128ZM132 114H131V116H133ZM156 114H157V116H154V115H156ZM58 115L60 116L61 114H58ZM67 115H68V116H67ZM78 115H79V116H78ZM85 115H86V114H85ZM85 115H84V116H85ZM88 115H87V116H88ZM93 115H95V112H94ZM121 115H122V113H121ZM187 115H190V116H187ZM263 115H264V112H263V114L261 115L260 120H264V116H263ZM40 116H41V117H40ZM46 116H47V117H46ZM52 116H53L54 118H53ZM61 116H62V115H61ZM69 116H71L72 118L69 117ZM73 116H74V117H73ZM119 116H120V114H119ZM123 116H121V118H124ZM134 116H133V117H134ZM178 116H179V117H178ZM182 116L185 117L184 119H187V121H186V120H183V117H182ZM67 117H68V120H69V121H70L71 119H72V120L75 119V120H74L75 122H71L72 120L70 121V122L72 123L71 131H72V132H73V131H74V132L76 131V133L73 132L74 134H72L71 131L67 130V128L70 127V126L67 127V125H68V123L66 122V120H67L66 118H67ZM90 117H91V116H90ZM92 117H93V116H92ZM129 117H130V116H129ZM133 117H132V119H133ZM177 117H178V118H177ZM192 117H193V119H192ZM37 118H38L39 121H40L39 118H41V121H42V122H43L44 119H45V120L47 119L46 121H44L45 124H47V125H46L47 127L43 124L44 122H43V123L40 122V124L42 123V126H44V130H43V127H40L41 125H40V126L36 125V124H38V123H36L37 120H35V119H37ZM69 118H70V119H69ZM175 118H177V119H175ZM189 118H190V119H189ZM261 118H262V119H261ZM77 119H78V121H76ZM90 119H91V118H90ZM117 119H118V118H117ZM117 119H115V120H117ZM34 120H35V121H34ZM48 120H50V121H48ZM79 120H81L82 123H81ZM119 120H121V119L119 118ZM119 120H117V121H119ZM146 120H145V121H146ZM188 120H189V121H188ZM190 120H191V121H190ZM242 120H243V119H242ZM242 120H241V118H239V122H242V123H243L244 121H242ZM91 121H92V120H91ZM91 121H90V122H91ZM123 121H125V120H122V122H123ZM129 121H130V120H129ZM131 121H133V120H131ZM166 121H168V120H166ZM172 121H170L171 123H169V121H168V124H171V125H172ZM184 121H185V122H184ZM194 121H195V122H194ZM33 122H35V124H34ZM46 122H47V123H46ZM51 122H52V123H51ZM60 122H61V123H60ZM65 122H66L67 124H66ZM70 122H69V124H70ZM79 122H80V125L83 124V125L86 126V127L84 126L85 128H84V127H82V128H84V131H87V134L89 133L88 135L85 134V135H87V136H84V137H83V135H82V136L80 135V134H84V133H83V129H81L80 125L78 124ZM83 122H84V123H83ZM126 122H127V124H125V122H123V123H124L125 125H127V126H128V125H129V126L131 125V124H129L130 122H128V121H126ZM54 123H56L57 125H58V123H59L60 126H57V125L54 124ZM63 123H65L66 125H65V124L63 125ZM85 123H86V124H85ZM110 123L112 124V128L109 130V132H110L111 135H112V134L114 133L113 128H114V126H115V124H116L117 122L115 123L114 121H111ZM120 123H121V121H120L117 125H119V126H123V127L125 126V125H123V123H122V124H120ZM132 123H133V122H132ZM176 123H177V124H176ZM178 123H179V125H178ZM49 124H50V125H49ZM73 124H75V125H73ZM90 124H91V123H90ZM189 124H190V125H189ZM192 124H194V125H192ZM243 124H244V123H243ZM35 125H36V126H35ZM55 125H56V126H55ZM62 125H63V127H61ZM78 125H79V127H80V130L82 131V132L80 131L81 133H80L79 131H77V128H79ZM83 125H82V126H83ZM91 125H92V124H91ZM176 125H177V126H176ZM197 125H198V126H197ZM199 125H201V126H199ZM234 125H235V124H234ZM255 125H256V124H255ZM255 125H254V126H255ZM6 126H7V125H6ZM65 126H66V129H62V128H65ZM73 126L75 127L74 130H72ZM119 126H117V127H119ZM175 126H176V127H175ZM178 126H179V127H178ZM193 126L195 127V129H194ZM208 126H209V125H208ZM248 126H249V130H250V129H251L250 126H252V125H248ZM254 126H253V128H254ZM3 127H5V126H3ZM3 127H2V128H3ZM9 127H10V126H9ZM9 127H8V129H6V132H7V130H8L9 132H7V133H10V132L12 133L13 130L11 129L12 131H10ZM36 127H37V128L40 127V128H38V130H37ZM45 127L47 128V130H46ZM54 127H55V128H54ZM56 127H57V128H56ZM190 127H191V128H190ZM200 127H202V129H200ZM6 128H7V127H6ZM10 128H11V127H10ZM49 128H50V129H49ZM59 128H61V129L59 130ZM120 128H121V127H120ZM125 128H126V127L123 128L124 130L122 129L124 133L127 132V131H126L127 129L125 130ZM129 128H130V127H128V129H129ZM131 128H133L132 125H131ZM192 128H193L194 130H193ZM196 128H197V130H196ZM255 128H256V129H255ZM255 128H254V129H251V130H253V131H252V134H253V135L251 134V135H252V137H251L252 139H251V140H252V145H253L252 148H253V150H252L251 152L254 151V144H256V143L258 142V140H257V139H259L258 132H259V131L261 132V130H262V129L259 128V125H258V129H257V126H256ZM55 129H56V130H55ZM75 129H76V130H75ZM86 129H87V130H86ZM190 129H191V130H190ZM259 129H260V130H259ZM51 130H52V131H51ZM61 130H62V133H61ZM115 130H117V131H115L116 133L120 131L119 128H118V129H115ZM118 130H119V131H118ZM133 130H134V129H130V131H133ZM184 130H185V131H184ZM195 130H196V131H195ZM205 130H207V128H206ZM255 130H257V131H255ZM258 130H259V131H258ZM4 131H5V129H4ZM39 131L41 132V135H40V136H39L40 133H38ZM50 131H51V132H50ZM58 131H59L60 133H59ZM67 131L71 132V134H70L69 132H67ZM91 131H92V132H91ZM15 132H17V134H18V131H17V130L14 131V133H15ZM78 132L80 133L79 136H78ZM90 132H91V133H90ZM109 132H108V133H109ZM120 132H121V131H120ZM133 132H134V131H133ZM136 132H137V131H136ZM136 132H134V134H135ZM182 132H183V133H182ZM14 133H12V134H14ZM108 133H107V134H108ZM116 133H114L113 135H115ZM137 133H138V132H137ZM152 133H154V134H152ZM152 133H151L150 135H153V138L155 139V140H153L152 142H155V144H156V141H157V143H158V142L163 143V144L160 143L161 146H160L159 144L157 145V147H158L162 152H164L163 150L165 149V143H167V144L169 145L170 142H173V141H170V142L167 141V140H166L161 134L159 135L161 138L158 137L159 130H157V129H156L154 132H152ZM160 133H161V132H160ZM173 133H174V132H173ZM190 133H191V135H190ZM256 133H257V134H256ZM57 134H58V135H57ZM65 134H66L67 136H66ZM68 134H69V137H70V138L68 137ZM76 134H77V135H76ZM120 134H121V136H120ZM120 134H119V136H120V139H121V141H122L123 138H126V135H128V132L126 133V135L123 134L122 132H121ZM134 134H133V135H134ZM139 134H140V133H139ZM192 134H193V135H192ZM244 134H245V135H244ZM244 134H243L244 137L242 136V138L245 139V138L247 137V134H246V133H244ZM263 134H264V133H263ZM2 135L5 136L6 134L2 133ZM54 135H55V136H54ZM62 135H63V138L61 137ZM64 135H65V136H64ZM91 135H92V137H91ZM109 135H110V134H109ZM109 135H108V136H109ZM113 135H112V137H113ZM117 135H118V133H117ZM129 135H130V132H129ZM129 135H128V137H127V138L129 139L128 141L131 140L130 142H132V139H133V142L135 141L134 143H136V142L139 141V143L142 144L141 146H142L143 148H142L141 146H139V147H141V148L143 149L142 151H145V152H144L145 156H146L147 154H150V155L153 154V153H152L153 150L150 151V150L147 149L148 151H150V152L147 153V154H146L147 150H144V149H146L145 147H146V146H149V145H150V142H151L150 139H149L148 142H146V141L148 140V137H146L145 135L141 134V135H142V136H141V137H142L141 139L139 138V136H137L138 138L135 137V138L130 139V138H129V137H130ZM135 135H137V134H135ZM135 135H134V136H135ZM150 135H149V136H150ZM154 135H155V136H154ZM195 135H196V134H195ZM254 135H255V136H254ZM256 135H257V138H256ZM259 135H260V133H259ZM3 136H0V137H3ZM41 136H42V138L39 139V137H41ZM56 136H57V137H56ZM72 136H73V137H72ZM77 136H78V137H77ZM80 136H81V137H80ZM134 136H132V137H134ZM219 136H220V135H216V136H214V137H210L212 140H211L209 137L207 138V140H208V141L210 140V142L214 140L213 142L215 143V145H214L213 142H212L213 144L209 143V145H210L211 147H210L209 145H208V146L204 145V143L202 142L203 140L200 139L199 135L197 136V138H198L197 141H199L198 144H200V147H202V148L204 147L205 149L210 148V150H209V149H208V150H209L210 152H213V154H214V153L216 152V149H217L215 146H217L218 141L221 140V138H220V139L218 138ZM82 137H83V138H82ZM104 137H105V136H104ZM110 137H111V136H110ZM110 137H109V138H110ZM112 137H111V138H112ZM182 137H183V138H182ZM195 137H196V136H195ZM215 137H216L217 139H216ZM262 137L264 138V135H262ZM27 138H28V137H27ZM31 138H30V139H31ZM58 138H59V139H58ZM65 138H66V139L68 138V140H66ZM113 138H114V137H113ZM136 138H137V139H136ZM149 138H151V137H149ZM153 138H152V139H153ZM159 138H160L161 140H163V142H162V141H159V140H160ZM185 138H186V139H185ZM213 138H214V139H213ZM38 139H39V140L42 139L43 141L41 140V141L39 142ZM56 139H57V140H56ZM76 139H77V140H76ZM78 139H79V140H78ZM93 139H94V138H93ZM93 139H92V140H93ZM102 139H103V137H102ZM120 139H119V140H120ZM138 139H139V140H138ZM175 139H176V138H175ZM27 140H28V139H27ZM27 140H26V141H27ZM51 140H52V141H51ZM62 140H63V141H62ZM74 140H76L77 142L74 141ZM114 140H115V139H114ZM116 140H117V139H116ZM119 140H117V141H119ZM126 140H127V139H126ZM136 140H137V141H136ZM141 140L143 141V143H142ZM176 140H178V139H176ZM176 140H174V142H173V143H175L174 145L171 143V145H170L171 147L174 146V148H178V146L176 147V142H175ZM242 140H243V139H242ZM255 140H256V142L254 143ZM34 141H35V143H34ZM93 141H94V140H93ZM93 141H92V142H93ZM109 141L111 142V141H113V140L109 139ZM197 141H196V142H197ZM215 141H217V142H215ZM263 141H264V139H263ZM29 142H30V140H29ZM37 142H38V144L40 143V144H39L40 148H38V146H37ZM41 142H42V143H41ZM67 142H68V143H67ZM102 142H103V141H102ZM102 142L99 143V144H102ZM168 142H169V143H168ZM182 142H183V143H182ZM226 142L229 143L228 138L226 139ZM27 143H28V142H27ZM44 143H46L47 146H46ZM47 143H48V144H47ZM51 143H52V144H51ZM53 143H55V144H53ZM85 143H86V141H85ZM103 143H104V142H103ZM114 143H117V142L113 141V144H114ZM146 143H147L148 145H147ZM185 143H186L187 145H186ZM67 144H68V145H67ZM118 144H121L120 141L118 142ZM130 144H133V143H130ZM4 145H5V144H4ZM48 145H49L50 147H49ZM66 145H67V146H66ZM115 145H116V144H115ZM121 145H122V144H121ZM134 145H140V144L136 143V144H134ZM144 145H145V147H144ZM152 145H153V144H152ZM11 146H13V148H11ZM36 146H37V147H36ZM52 146H53V147H52ZM55 146H56V147H55ZM92 146H95V145L92 144ZM154 146H155V145H154ZM24 147H23V149H24ZM46 147H47V148H46ZM48 147H49V148H48ZM71 147H72L73 149H72ZM81 147H83L84 149H83V148L81 149ZM100 147H103V149H104V147L106 148L105 144H102V146H100ZM134 147H137V146H134ZM151 147H152V146H151ZM185 147H186V148H185ZM1 148H2V147L0 146V149H1ZM21 148H22V147H21ZM42 148H43V150H42ZM51 148H52L53 150H52ZM55 148H56V152H55ZM78 148L80 149V151H79ZM141 148H139V149H141ZM149 148H150V147H149ZM152 148H153V147H152ZM154 148H156V146H155ZM154 148H153V149H154ZM158 148H157V149H158ZM163 148H164V149H163ZM189 148H190V149H189ZM202 148H199V150H201L203 153H205L206 151H208V150H205L204 148H203V150H205V151H203ZM40 149H41V150H40ZM65 149H66V150H65ZM67 149H68V150H67ZM76 149H77L78 151H77ZM100 149H102V148H100ZM119 149H120V148H119ZM136 149H138V147H137ZM150 149H151V148H150ZM1 150H3V149H1ZM51 150H52V151H51ZM57 150H58V151H57ZM71 150H73L74 152L77 151V153H81L83 150H86V152L83 151L82 153L85 154V156L87 155V158H88V157L90 158V160H89V159H86V157H83V158H82V156H84V155L81 156V158L83 159V161H84V159H86V160L89 161V163H88V161H87V164L81 162L83 166H84V164H85V166L81 168L82 171H83L84 169H86L87 166H88V168L85 170V172H82L81 170H79L80 173H81V174H80V173H79V174H80L81 176L83 175L82 178H81V176H80L79 174H77V177H78L79 180H78V179H76V180H77L78 182L80 181V183H78L77 181H76V182H77L78 184H81V181H83V184H81L82 186H81V185H78V186H75V185H74V184H76V182H74V180H75L74 178H76V176H75L76 174L73 173V174H74V178L72 177V179H71L70 182L65 181V180H69L70 178H69V179H66V177H68V176H65V177H64V175H63V174H65V173L68 171V169H70V168H68L67 170H65V168L68 167L67 164H70L71 161H72V163H73L74 161H76V160L78 161V158H79V157L77 158V156H76V159H75V156H74V158H73L74 160H71V159H70L71 157L69 158V156H73L72 154L69 155L70 153H73ZM81 150H82V151H81ZM154 150H156V149H154ZM188 150H189V151H188ZM3 151H4V150H3ZM6 151H5V152H6ZM23 151H20V150H19L18 153H20V152L23 153ZM102 151H104V150H102ZM157 151H158V152H157L156 154H159V156H160L161 152H159V150H157ZM36 152L39 154V157L37 156L38 154L36 155V156L38 157V158L36 157L37 159L34 157V155L36 154ZM48 152H49V153H48ZM69 152H70V153H69ZM84 152H85V153H84ZM95 152H96V151H95ZM1 153H2V151H1ZM13 153H14V154H13ZM43 153H45V156H44ZM55 153H56L57 155H56ZM82 153H81V154H82ZM200 153H201V152H200ZM203 153H201V154L203 155ZM249 153H250V152H249ZM42 154H43V155H42ZM187 154H188V153H187ZM205 154H206V153H205ZM16 155H15V157H16L15 159H17V156H16ZM23 155H24V156H23ZM29 155H30L31 157H30ZM76 155H78V154H76ZM95 155H96V157H95ZM154 155H155V154H153V156H154ZM32 156H33V157H32ZM58 156H59V157H58ZM78 156H79V155H78ZM143 156H144V155H143ZM153 156H151V157H153ZM24 157H27L28 159L26 158V159H27V160H26ZM40 157H41V158H40ZM56 157H57V159H60V160L55 159ZM147 157L149 158L150 156L148 155ZM151 157H150V158H151ZM154 157H155V156H154ZM154 157H153V158H154ZM157 157H158V156H157ZM157 157H156V159H157ZM199 157H200V156H199ZM21 158H23V159H21ZM43 158H44V159H43ZM46 158H47V159H46ZM48 158H49V159H48ZM64 158H66V159H64ZM81 158H80V159H81ZM94 158H93V159H94ZM153 158H152V161H154ZM29 159H30V161L33 159V161H31V164H30ZM39 159H41L42 162H41V160H39ZM80 159H79V161H81ZM156 159H155V160H156ZM158 159H159V158H158ZM158 159H157V163H158L159 160L161 161V157H160L159 160H158ZM192 159H193V160H192ZM211 159H212V158H211ZM20 160H21V161H20ZM38 160H39V161H38ZM144 160H146V159H144ZM150 160H151V159H149L148 161H150ZM162 160H163V159H162ZM203 160H204V159H203ZM28 161H29V162H28ZM48 161H49V162H48ZM53 161H54L55 163H57V165H56L55 163H53ZM60 161H62V162H66V163H62V162H60ZM77 161H76V162H77ZM94 161H95V160H94ZM148 161H147V163H150V162H151V161H150V162H148ZM198 161H199V162H198ZM50 162H51V163H50ZM58 162L61 163V166H60V164H58ZM92 162H93V161H91V163H92ZM95 162H97V161H95ZM205 162H206V163H205ZM209 162H210V163H209ZM5 163H7V164H9V165H6ZM72 163H71V164H72ZM74 163H75V162H74ZM155 163H156V162H155ZM157 163H156V164H157ZM162 163H163V162H162ZM200 163H201V164H200ZM27 164H28V166H27ZM51 164H52V165H51ZM54 164H55V165H54ZM64 164H65V165H64ZM71 164H70L69 166H71ZM76 164H77V163H76ZM78 164H79V162H78ZM78 164H77V165L74 164L75 167L78 166ZM152 164H153V163L151 162V165H152ZM192 164H193V163H192ZM214 164H215V166H214ZM24 165H26L27 167L25 166V168H24ZM46 165H47V166H46ZM63 165H64L65 168L63 167ZM74 165H73V166H74ZM82 165H81V166H82ZM89 165L94 166V167L91 166L93 169H90ZM160 165H161V162H160ZM14 166H12V167L10 168V171H8V172L5 171V172H7L8 174H9V173H12L14 170H13L12 172H11V170L13 169ZM42 166H43V167H42ZM53 166H54V167H53ZM56 166H58V167L60 166V167H59V168L57 167L58 169H56ZM66 166H67V167H66ZM79 166H80V165H79ZM44 167H45V169H44ZM40 168H43L44 170H43V169H40ZM52 168H53L54 170H52ZM62 168H63L64 170H62ZM29 169H30V168H29ZM75 169H77V167H76ZM7 170H8V169H7ZM35 170L31 168L32 174H33V172H34ZM42 170H43V171H42ZM55 170H56V172H55ZM61 170H62V173H61ZM71 170H72V169H71ZM77 170H78V169H77ZM87 170H89V171L87 172ZM205 170H206V171H205ZM28 171H30V170H28ZM51 171H54V173L51 172ZM57 171H58V172H57ZM75 171H76V170H74V172H75ZM79 171H78V172H79ZM90 171H92V172H90ZM95 171H96V170H95ZM203 171H204V172H203ZM36 172H37V171H36ZM36 172H34V173H36ZM63 172H64V173H63ZM72 172H73V171H72ZM76 172H77V171H76ZM115 172H116V169H115ZM206 172H207V173H206ZM14 173H13V174H14ZM19 173H18V174H19ZM48 173H49V174H48ZM56 173H57V174H56ZM67 173H68V172H67ZM87 173H88V174H87ZM95 173H96V172H95ZM97 173H98V171H97ZM117 173H118V172H117ZM117 173H116V174H117ZM203 173H204V174H203ZM1 174H3V173H1ZM32 174H31V175H32ZM61 174H62L63 176H62ZM68 174H69V173H68ZM73 174L70 173L69 176H70V175L73 176ZM116 174H115V175H116ZM4 175H6V174H3V177H5ZM41 175H42V177H40ZM52 175H54V176L56 175V176H55L56 178H55L54 176H52ZM59 175H60V176H59ZM65 175H66V174H65ZM85 175H86V176L89 175V177L87 176V179H86V178H85V177H86ZM94 175H95V174H94ZM96 175H97V174H96ZM7 176H8V175H7ZM7 176H6V178H7ZM9 176H10V175H9ZM11 176H13V175H11ZM22 176H23V178H22ZM44 176L47 177V178H45ZM209 176H210V177H209ZM216 176H217V177H216ZM1 177H2V176H1ZM3 177H2V178H3ZM18 177H19V178H18ZM24 177H25V178H24ZM26 177L29 178V180H28L27 182H26ZM43 177H44V178H43ZM49 177H50V178L52 177V179H50ZM94 177H95V176H94ZM10 178H11V177H10ZM12 178H13V177H12ZM16 178H17V179H16ZM31 178H34V179L36 178V180H35V181H36L35 186H38V188H39L40 190L38 191V190H37L38 188H37V187L35 188L34 185H32V186L34 187L33 189H36V190H37V191L34 190V193H35V192H37V193H35V194H30V196L33 195V196H31L30 198H28V197H26V196L24 195L25 198H26V199L28 198V199H27V200H26V199H24V200L22 199V201H21V199H20L21 203H18V200H19L18 198H20V197H18V195L22 193V192H21V191H23L22 189H25V187H26L27 185H29V184H28L29 182L31 183V180H34V179H31ZM88 178H89V179H88ZM95 178H97V176H96ZM100 178H101V177H99V179H100ZM115 178H116V177H115ZM118 178H119V180H120V176H119ZM0 179H1V178H0ZM20 179H21V180H20ZM24 179H25V180H24ZM43 179H44V182H43ZM82 179H83V180H82ZM84 179H85L86 182H87L86 185H85L86 182H84V181H85ZM99 179L97 178V180H98L97 183H98V182L100 183V181H102V179H100V180H99ZM215 179H214V180H215ZM40 180H41V182H40ZM50 180H51L52 183L49 182ZM60 180H61V181H60ZM93 180H94V178H93ZM115 180L117 181V179H115ZM115 180H114V181H115ZM119 180H118V181H119ZM194 180H195V179H194ZM64 181H65V182H64ZM104 181H105V180L103 179V182H104ZM120 181H121V180H120ZM120 181H119V182H120ZM192 181H193V179H192ZM192 181L190 180L189 183H193ZM21 182H23V183L25 182V183L23 184V183H21ZM32 182H33V181H32ZM45 182H46V183H45ZM57 182H58V183H57ZM103 182H102V183H103ZM119 182H118V183H119ZM17 183H18V184H17ZM43 183H44V184H43ZM50 183H51V184H50ZM88 183H89V184H88ZM94 183H95L96 185H98L95 181H94ZM94 183H93V184H94ZM118 183H117V184H118ZM238 183H239V184H238ZM10 184H11V185H10ZM37 184H38V185H37ZM45 184H46V185H45ZM58 184H59V185H58ZM62 184H63L65 187H64ZM103 184H105V183H103ZM103 184H99V185H102V186H103ZM122 184H123V182H122ZM237 184H238V185H236V190H237V191H238V190H240V191L242 190L241 195H246V194L250 193L249 191H251V188H252L251 183H249V182L247 183V181L244 182V180H238ZM246 184H247V185H246ZM17 185H18V186H17ZM20 185H23V186H20ZM30 185H31V184H30ZM51 185H52V186H51ZM76 185H77V184H76ZM87 185H88V186H87ZM96 185H95V187H96ZM99 185H98V186H99ZM120 185H121V184H120ZM41 186H42V187H41ZM46 186H50V188H51L52 191H50L49 187H47V188H48V189H47ZM54 186H55L56 188H54ZM67 186H68V187H67ZM70 186H71V187H70ZM91 186L93 187L94 185L91 184ZM19 187H20L21 190H19ZM30 187H31V186H30ZM30 187L28 186L27 188H29V190H31ZM43 187H45V188L42 189ZM63 187H64V188H63ZM66 187H67V188H66ZM82 187H83V188H82ZM86 187H89L90 189H89V188L87 189ZM103 187L105 188V186H103ZM103 187H100V188H102V189H100V190L103 191V190H104ZM122 187H124V186L122 185ZM122 187H121V188H122ZM70 188H71V189H70ZM93 188H94V187H93ZM119 188H120V187H119ZM121 188H120V191H122ZM124 188H125V187H124ZM237 188H238V189H237ZM239 188H240V189H239ZM244 188H245V189H244ZM45 189H47V191H46ZM86 189H87V190H86ZM125 189H126V188H125ZM125 189H124V191H125ZM7 190H4V192L7 191ZM11 190L13 191V189H11ZM25 190H26V189H25ZM25 190H24V191H25ZM44 190H45V191H44ZM48 190H49V191H48ZM64 190H66V191H64ZM69 190H73L72 193H69ZM93 190H95V188H94ZM117 190H118V188H117ZM0 191H1V192H0V195L3 193V195L6 197V194H4V192L1 190V188H0ZM24 191H23V192H24ZM26 191H28V189H27ZM31 191H32V190H31ZM31 191L28 192V193H31ZM42 191H43L44 193H43ZM90 191H92V192H90ZM9 192H11V191H8V193H9ZM19 192H20V193H19ZM38 192H41V195H40V193L38 194ZM65 192H66V193H65ZM83 192H84V193H83ZM104 192L107 193L106 189H105ZM126 192H127V191H126ZM245 192H246V193H245ZM26 193H27V192H26ZM45 193H46V195H45ZM60 193H61V194H60ZM67 193H68V194H67ZM75 193H76V192H75ZM81 193H82V194H81ZM93 193H94V194H93ZM96 193H97V194H96ZM106 193H105V195H108V196H109V194H106ZM95 194H96V195H95ZM102 194H104V193L102 192ZM102 194H99L100 196L98 195V197H99V199L102 198L103 201H100L99 199H97V200L100 201V204H97V202H99V201H97V200H96V202L94 201V202L97 204V206H98V205H102V204H104L105 207H107V204L110 203V204L108 205V206H109L108 208L111 209V208H116V207H117V206H116V207H112V205H113V201H111L110 199H109V201H108L106 198H104V197L101 196ZM137 194H138V193H137ZM77 195L75 194L74 196H77ZM90 195H91V196H90ZM140 195H141V194H140ZM7 196H8V195H7ZM21 196H23V193H22ZM27 196H28V195H27ZM56 196H57V197H56ZM74 196H73V197H74ZM94 196H95V197H94ZM103 196H104V195H103ZM137 196H138V195H137ZM0 197H1L0 199H1V201H2L3 198H2V196H0ZM51 197H52V198H51ZM69 197H70V196H69ZM73 197H71V198H73ZM87 197H88V198H87ZM139 197H141V196H139ZM22 198H23V197H22ZM49 198H50V199H49ZM55 198H56V199H55ZM108 198H109V197H108ZM8 199H10V200H8ZM17 199H18V200H17ZM68 199L71 201V202H69V203H71V206H70L71 208L69 207V204H68V201H67ZM77 199H78V197H77ZM104 199H106L109 203H108V202L104 203V202L106 201V200L104 201ZM5 200H3L2 202L0 201V204H5V203H6V202H4ZM53 200H54V201H53ZM55 200H56L57 202H56ZM64 200H65L66 203L64 202ZM75 200H76V199H75ZM79 200H78V201H79ZM15 201H17V202H15ZM78 201H77V202H78ZM86 201H87V203H86ZM30 202H31V203H30ZM33 202H34V203H33ZM39 202H41V203H39ZM62 202H63V203H62ZM32 203H33V204H32ZM56 203H57V204H56ZM61 203H62V204H61ZM75 203H76V202H75ZM85 203H86L87 205H86ZM92 203H93V202H92ZM92 203H91V204H92ZM115 203H116V202H115ZM30 204H32L31 207L28 206V205H30ZM38 204H39L40 206H39ZM59 204H60V205H59ZM63 204H68L67 209H70L71 211L65 210V209H64L65 207L63 206ZM77 204H78V205H82V203L80 204L79 202L76 203V205H77ZM91 204L89 203V206H91ZM93 204H94V203H93ZM34 205L37 206V207H35ZM41 205H43V206H41ZM51 205H52V206H51ZM58 205H59V206H63V208L60 207L61 209H58V207H59ZM94 205H95V204H94ZM94 205H92L91 207H94V209H95V206H94ZM21 206L23 207V209H24L26 206H28V207H27V208H28V211H26V210H22V209H19ZM45 206H47V207H45ZM56 206H58V207H56ZM113 206H114V205H113ZM29 207L32 208V209H29ZM39 207H40V208H39ZM43 207H44V209H43ZM52 207H53V208H52ZM54 207H56L57 210H56ZM105 207H103V208H105ZM233 207H234V206H233ZM246 207H247V208H246ZM246 207H245V209L247 210L249 207H248V206H246ZM27 208H26V209H27ZM50 208H51L52 210H51ZM87 208H88V206H87ZM89 208H90V207H89ZM41 209H42V210H41ZM48 209H49V211H48ZM90 209H91V208H90ZM94 209H91V210H93V213H92L91 210H90L91 212H89V210H88L89 214H90V213H91V214H94V213L96 212L94 215H91V214H90V217H91V216H92V217L94 216L93 218H91V219L89 218V219L92 221V223L90 222V224H93V221H94V224H93V225H95V222H98L99 220L104 219V217H105V219H106V216H107V214H105L106 216H104V214H103V215H102V214H99V212H100V211H99L100 207H99V209H98V207H96V210H95V211H94ZM97 209H98V210H97ZM110 209H108V210H110ZM116 209H117V208H116ZM2 210H3V211H2ZM21 210L23 211V213H24V211H25V213H26L27 215L25 214V216H24V214H21V212H20ZM34 210H35V211H34ZM44 210H46V211H45L46 213L44 212ZM54 210H55V211H54ZM84 210H85V209H84ZM106 210H107V209H106ZM106 210H104V211H106ZM31 211H32V212L34 211V214H33ZM65 211H68V212H65ZM97 211H99V212L97 213ZM110 211H111V210H110ZM27 212H28V213L30 212V214H31V215L29 214V217H27V216H28V213H27ZM41 212H43V213H41ZM47 212H48V213H47ZM56 212L58 213V215H56V214H57ZM86 212H87V210H86ZM88 212H87V214H88ZM244 212H245V211H240V212H239L240 215H239V213H238V215H239L238 217L242 216V214H244ZM75 213H76V215H75ZM102 213H103V212H102ZM105 213H106V212H105ZM107 213H110V212H107ZM213 213H214L213 211L210 212L211 215H212ZM7 214L10 215V217H11V216L15 217L14 221H11V220H13V218H11V220H9V217H7V216H8ZM32 214H33V215H32ZM44 214H45V215H44ZM87 214H86V215H87ZM89 214H88L87 216H89ZM98 214H99V215H98ZM122 214H123V213H122ZM122 214H120V215H122ZM210 214H209V216H210ZM6 215H7V216H6ZM35 215H36V216H35ZM95 215H96V216H95ZM111 215H115L114 211L111 212ZM118 215H119V214H118ZM1 216H3V218H1ZM30 216H31V217H30ZM40 216H41V217H40ZM65 216H66V215H65ZM65 216H64V217H65ZM70 216H71V215H70ZM78 216H79V217H78ZM87 216H86V217H87ZM109 216H110V214H109ZM122 216H123V215H122ZM4 217H5V218H4ZM16 217H17V220H16ZM22 217H23V218L27 217L26 220L22 219V220H24L25 222L22 221V220L20 219V218H22ZM36 217H37V218H36ZM38 217H39L40 219H39ZM61 217H59V218H61ZM64 217H63V219H64ZM115 217H117V215H116ZM115 217L113 216L112 218H115ZM46 218H47V220H46ZM68 218H69V216H68V217H67V216L65 217V219H66L65 222H67ZM96 218L99 219V220H96ZM109 218H110V217H109ZM112 218H111V219H112ZM18 219H20V220H18ZM38 219H39V220H38ZM41 219H42V221H43V220H45V221L42 222V221H40ZM49 219H50V220H49ZM65 219H64V220H65ZM86 219L88 220V218H86ZM86 219H84V220H86ZM92 219H94V220H92ZM48 220H49V221H48ZM51 220H54V221H51ZM57 220H58V219H57ZM70 220H71V219H70ZM70 220H69V221H70ZM75 220H76V219H74V222H73V220H72L71 223H72V224L75 223V222L77 221V220H76V221H75ZM78 220H79V219H78ZM81 220H80V221H81ZM90 220H89V221H90ZM95 220H96V221H95ZM82 221H83V220H82ZM89 221H88V222H89ZM4 222H5V223H4ZM34 222H35V223H34ZM38 222H39V223H38ZM50 222H51V223H50ZM56 222L58 223L59 221H56ZM61 222H63V221H61ZM83 222H86V221H83ZM33 223H34V225L37 224L36 226H37L38 228L36 227V228H37V229L35 228L36 230H34V228H33V227H35V226L33 225ZM63 223H64V222H63ZM63 223H62V227H60V228H61L60 230H64V231H63V234H61L62 231H61V232H58V230H59V225H61L60 223H58V226H57L58 229L55 228V226H56L55 224H54L55 226L52 227V229H53V233L57 234V235L54 234V235H55V239H56V237H57V238L59 237L57 240H59L61 237H62V239H63V238H65V237H67V236H66L67 234H68V235L70 234L69 232H68V233L66 232V229H67V231H69V230H68V228L63 227ZM76 223H79V222H76ZM6 224H7V225H6ZM64 224H66V223H64ZM68 224H70V223H67V224H66L67 227H68ZM72 224H70V225H72ZM84 224H85V223H84ZM96 224H97V223H96ZM13 225H15V226H13ZM66 225H64V226H66ZM87 225H88V224H87ZM161 225H163V224H161ZM32 226H33V227H32ZM51 226H50V227H51ZM73 226H74V225H72V227H73ZM76 226L78 227V224H76L75 227H76ZM82 226L86 227L87 229L89 228L88 226H85V225H81V227H82ZM14 227H15V228H14ZM31 227H32V228H31ZM41 227H42V226H41ZM50 227H49V228H50ZM72 227L70 226V228L73 230ZM84 227H83V228H84ZM96 227H97V225H96ZM160 227H161V226H160ZM12 228H13V229H12ZM62 228H65V229H62ZM78 228H79V227H78ZM5 229H8V232H7V230H5ZM11 229H12V230H11ZM75 229H76V228H75ZM79 229H80V228H79ZM10 230H11V231H10ZM15 230H16V231H15ZM76 230H77V229H76ZM96 230H97V229H96ZM98 230H99V229H98ZM98 230H97V231H98ZM25 231H26V229H25ZM30 231H29V232H30ZM39 231H40V230H39ZM39 231H38V233H39ZM2 232H3V233H2ZM21 232H22V234H21ZM46 232H47L48 234H47ZM70 232H72V231H70ZM8 233H9V234L11 233V234L9 235ZM33 233H34V232H33ZM53 233H52V234H53ZM58 233H59V234H58ZM65 233H67V234L65 235ZM73 233H74V232H73ZM75 233H76V231H75ZM3 234H4V235H3ZM25 234H26V233H25ZM34 234H35V233H34ZM36 234H37V233H36ZM39 234H40V233H39ZM52 234H51V235H52ZM60 234H61L62 236H61ZM96 234H100V233H97V232H96ZM17 235H18V236H17ZM26 235H28V234H26ZM26 235H25V239H26V237H27ZM29 235L31 236V233H30ZM32 235H33V234H32ZM41 235H42V233L40 234V236H41ZM43 235H42V236H43ZM70 235H71V234H70ZM75 235H76V234H75ZM9 236H10V237H9ZM11 236H12V237H11ZM14 236H15V237H14ZM16 236H17V237H16ZM63 236H64V237H63ZM94 236H95V235H94ZM8 237H9V238H8ZM19 237H20L21 240L19 239ZM34 237H35L34 240H35V242H36V244H37V241H36V240H39V238H38L37 236H35V235H34ZM48 237H49V236H48ZM69 237H70V236H69ZM69 237H68V239H69ZM7 238H8V239H7ZM28 238H30V237H28ZM28 238L26 239L28 242L31 241V240H33L32 238H30V240H28ZM37 238H38V239H37ZM43 238L46 239L47 237H46V238H45V237H42V239H43ZM96 238H97V236H96ZM23 239H24V238H23ZM25 239H24V241H22V242H23L24 244H28V242H25ZM42 239H41V240H42ZM53 239H54V238H53ZM55 239H54V240H55ZM62 239H61V241L59 240L60 242H59V241L56 242V245H57V246H56V245L52 246V244L49 245V244H48V243H49L48 241H49L50 239H49V240L47 239V240H48L47 242L44 241V240H42V241L40 242L41 245H42V243H43V245H42L43 247L40 245V246L43 248V250L41 249V247H40V248L38 247L39 250H40V249L42 250V256H41V258H42V264H47V261L49 262L48 264H55V263H56V264H60V263L63 261V259H62V261H61L60 259H61V258H66V257H63L62 255L60 256V254H59V256H58V254H56L57 252L59 253V251H60V252H61V251L63 252L64 250H66L65 248H67L66 245H65L64 243H62ZM73 239H75V238H74V235H73ZM57 240H56V241H57ZM70 240H71V238H70ZM75 240H76V239H75ZM43 241H44L45 243H47V244H45ZM64 241H65V240H64ZM120 241H121V239H120ZM11 242H12V243H11ZM31 242H32V241H31ZM31 242H29V244H31ZM68 242H69V241L66 242L67 245L69 244ZM71 242H72V241H71ZM73 242L76 243V241H73ZM104 242H105V241L102 240V242H100L101 245H100L99 243L97 244L98 247H99V248H98L99 250L102 249V246H103V243H104ZM9 243H10V244H9ZM23 243H21L22 246H26V245H23ZM40 243H39V244H40ZM51 243H52V242H51ZM53 243H54V242H53ZM120 243L122 244V243H124V241L122 240ZM120 243H119V244H118V243L115 244V245H117V247H115V245H114L115 250H114V252L112 251V252H113V253H112L113 256L111 257V253L108 254V255H106V256H105L106 258H104V259H106L105 262L102 263V262L104 261V260L102 259V261H99V264H100V263H102V264H119V261H120V260H121V261H120L121 264H127V261H125V259H124V258H125V256H124V252H123V256H124V258H123L121 250L119 251V249H124L125 245L123 244L124 246H123V248H122V246H120V245H121ZM8 244H9V245H8ZM32 244L34 245L33 242H32ZM32 244H31V245H32ZM54 244H55V243H54ZM44 245H45V246H44ZM118 245H119V246H118ZM15 246H16L17 248H15ZM35 246H36V248H37V245H35ZM50 246H51V247H50ZM6 247H7V248H6ZM12 247L15 248L14 250L18 249L19 252H17V251H16L17 253L13 252V249H10V248H12ZM29 247H30V246H29ZM33 247H34V246H33ZM46 247H48L47 250H46ZM58 247H60V248L62 247V249L57 250ZM262 247H263V246H262ZM34 248H35V247H34ZM69 248H71V247L69 246ZM263 248H264V247H263ZM19 249H22V252H24V251H25V252L22 253L21 250H19ZM54 249H56L55 252H54ZM96 249H97V248H96ZM9 250H10V252H9ZM41 250H40V252L38 251V252L40 253L39 255H41ZM76 250L79 251V250H81V249L79 248V249H76ZM117 250H118V251H117ZM33 251H35V250H33ZM33 251H32V253H33ZM52 251H53V252H52ZM78 251H77V253H78ZM81 251H82V250H81ZM116 251H117V253H116ZM122 251H123V250H122ZM125 251H126V250H125ZM27 252H28V251H27ZM29 252H30V254H28V256H32L33 254H31V251H29ZM35 252H36V251H35ZM46 252H52V253H49V255L51 254V256H52V259L49 260V258H50L51 256L48 257V258L46 257V256H48V253L45 254ZM62 252H61V253H62ZM85 252H86V251H83V252H82V253H84L85 255H83L81 252H80L81 254H79V256H81L82 259H83V258H87L88 256H90L89 252H86L87 254H86ZM36 253H37V252H36ZM63 253H64L63 255H66V254L69 255V258H70V259L66 258V261L69 263V260H71V259H72V256H73L74 254H76V251H75L74 249H69V250H67V251H64ZM69 253H74V254L71 256ZM95 253H96V252H95ZM118 253H120V254H118ZM37 254H38V253H37ZM55 254H56V256H57V260L60 258V259H59V260H60L59 263H57L58 261H56V259H55V257H56V256H54ZM93 254H94V253H93ZM35 255H36V254H35ZM35 255H34V256H35ZM76 255H78V254H76ZM91 255H92V254H91ZM95 255H96V254H95ZM109 255H110V258H109V257L107 258V256H109ZM116 255H117V256H116ZM125 255H126V254H125ZM28 256H27V257H28ZM34 256H32L31 259H32ZM79 256H75V255H74L73 258L77 257V259L79 260ZM263 256H264V255H263ZM36 257H37V256H36ZM39 257H40V256H39ZM67 257H68V256H67ZM93 257H94V256H93ZM159 257H161V255H159ZM41 258H40V259H41ZM46 258H47L48 260H47ZM115 258H116L117 260H116ZM121 258H122V259H121ZM10 259H12V260H10ZM36 259H37V258H35V261H37V262H38V260H40V259H38V260H36ZM77 259H76V260H77ZM110 259H111V261H110ZM32 260H33V261H30V260L28 259V261H30L31 263H35L34 259H32ZM72 260H73V259H72ZM80 260H81V259H80ZM157 260H159L158 257H157ZM9 261H10V262H9ZM20 261H21V260H20ZM122 261H123V262H122ZM1 262H2V263H1ZM18 262H19V261H18ZM37 262H36V263H37ZM54 262H55V263H54ZM67 262H66V264H68ZM74 262H75V259H74ZM108 262H109V263H108ZM124 262H125V263H124ZM26 263H24V264H26ZM38 263H39V262H38ZM40 263H41V261H40ZM75 263H77V262H75ZM18 264H20V262H19ZM21 264H22V263H21ZM63 264H65V262H64Z\"/></svg>",
	"mask_w": 264,
	"mask_h": 264
}]
</instances>
